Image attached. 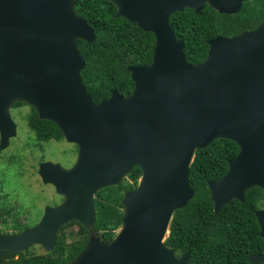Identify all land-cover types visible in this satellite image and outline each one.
Wrapping results in <instances>:
<instances>
[{"label":"water","instance_id":"water-1","mask_svg":"<svg viewBox=\"0 0 264 264\" xmlns=\"http://www.w3.org/2000/svg\"><path fill=\"white\" fill-rule=\"evenodd\" d=\"M110 1L115 16L153 33L152 59L127 66L133 82L127 95L111 89L94 101L80 75L85 61L75 39L91 42L95 33L76 14L74 0H0V149L16 135L9 112L15 101L33 106L77 146L69 168L38 163L41 181L62 200L46 205L35 224L0 234V253L32 245L50 250L65 222L89 226L95 192L138 166L135 187L121 199L115 236L89 238L69 264H190L187 252L177 256L163 241L172 213L193 196L194 150L215 138L233 141L238 151L219 178L207 181L214 211L243 201L252 187L264 188V19L248 31L208 38L205 58L190 63L170 14L205 5L233 14L246 0ZM254 213L264 244V207ZM248 259L264 262V252Z\"/></svg>","mask_w":264,"mask_h":264},{"label":"trees","instance_id":"trees-1","mask_svg":"<svg viewBox=\"0 0 264 264\" xmlns=\"http://www.w3.org/2000/svg\"><path fill=\"white\" fill-rule=\"evenodd\" d=\"M74 9L95 33L91 42L75 39L85 61L80 75L87 91L94 101L108 97L111 89L127 95L133 87L127 66L151 61L153 33L142 30L122 16H115L116 6L110 0H74ZM263 19L264 0H246L233 14L219 13L208 5L198 12L184 8L171 13L169 23L175 37L184 40L187 60L198 63L206 56L208 38L248 31ZM24 104L27 103L15 101L11 107ZM29 108L24 116L37 144L41 146L42 142L64 139L53 121L39 118L36 109L31 105ZM237 151L238 146L233 141L215 138L193 152L188 173L193 196L183 207L174 210L168 225L169 233L163 241L177 256L187 252L190 264H253L248 256L264 252L254 215L255 209L264 207V188H250L243 201L232 199L217 212L209 197L207 181L219 178L227 168V160ZM127 176L119 184L95 192L94 220L89 226L69 220L61 225L52 249L36 251L32 245L21 251L3 250L0 264H69L89 240L88 229L111 240L121 226L123 193L135 187L140 168L134 166ZM3 212L11 210L4 209ZM72 223L78 224V229L66 231ZM25 225L14 216L9 224L4 222L0 227V234L19 232ZM67 237L71 241H67Z\"/></svg>","mask_w":264,"mask_h":264},{"label":"rangeland","instance_id":"rangeland-1","mask_svg":"<svg viewBox=\"0 0 264 264\" xmlns=\"http://www.w3.org/2000/svg\"><path fill=\"white\" fill-rule=\"evenodd\" d=\"M29 109V104L9 107L16 123V135L9 138L8 144L0 149V227L4 226V222L9 224L14 216L18 222L26 223L24 227L31 226L39 220L46 205L53 206L62 200L51 184L41 181L37 172L40 161L51 160L69 168L76 159L75 143L65 139L50 140L42 142L40 146L35 142L34 133L27 126L24 116ZM4 209H10L11 212L4 213ZM78 227V224L72 223L66 227V231L75 232ZM88 232L90 238H102L92 229H88ZM66 240L71 241V238L67 237ZM34 249L43 250L39 245H35Z\"/></svg>","mask_w":264,"mask_h":264},{"label":"flooded vegetation","instance_id":"flooded-vegetation-1","mask_svg":"<svg viewBox=\"0 0 264 264\" xmlns=\"http://www.w3.org/2000/svg\"><path fill=\"white\" fill-rule=\"evenodd\" d=\"M132 189V188H131ZM130 190V189H129ZM259 208H261V207H259ZM258 209V208H257ZM256 210V209H255ZM255 210H254V212H255ZM219 211V210H218ZM254 215H255V213H254ZM172 218V217H171ZM259 253H261V252H259ZM179 256V255H178Z\"/></svg>","mask_w":264,"mask_h":264},{"label":"clouds","instance_id":"clouds-1","mask_svg":"<svg viewBox=\"0 0 264 264\" xmlns=\"http://www.w3.org/2000/svg\"><path fill=\"white\" fill-rule=\"evenodd\" d=\"M235 35V34H234ZM231 36V35H230Z\"/></svg>","mask_w":264,"mask_h":264}]
</instances>
